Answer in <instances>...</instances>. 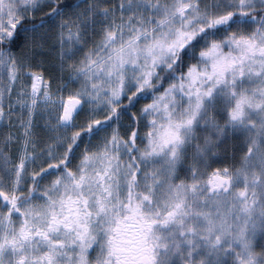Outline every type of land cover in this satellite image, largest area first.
<instances>
[{
  "label": "snow or ice",
  "instance_id": "1",
  "mask_svg": "<svg viewBox=\"0 0 264 264\" xmlns=\"http://www.w3.org/2000/svg\"><path fill=\"white\" fill-rule=\"evenodd\" d=\"M0 264H264V0H0Z\"/></svg>",
  "mask_w": 264,
  "mask_h": 264
}]
</instances>
